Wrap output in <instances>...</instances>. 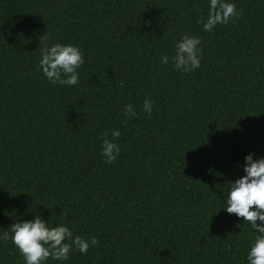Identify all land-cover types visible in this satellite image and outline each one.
<instances>
[{
    "label": "trees",
    "instance_id": "obj_1",
    "mask_svg": "<svg viewBox=\"0 0 264 264\" xmlns=\"http://www.w3.org/2000/svg\"><path fill=\"white\" fill-rule=\"evenodd\" d=\"M231 2L204 31L208 0H0V264H24L3 236L37 215L97 239L44 264H248L250 224L219 208L244 156L264 157V0ZM184 35L189 72L172 61ZM56 42L83 55L77 85L39 68Z\"/></svg>",
    "mask_w": 264,
    "mask_h": 264
},
{
    "label": "clouds",
    "instance_id": "obj_2",
    "mask_svg": "<svg viewBox=\"0 0 264 264\" xmlns=\"http://www.w3.org/2000/svg\"><path fill=\"white\" fill-rule=\"evenodd\" d=\"M236 14V6L231 0H208L207 17L198 22L204 31H211L217 24L227 23ZM199 45V37L181 36L174 44V68L183 72L199 68ZM160 60L167 64L169 57L164 55ZM83 62V55L77 46L56 42L45 44L41 49L39 68L50 83L71 86L79 83L78 69ZM124 110L129 116L136 114L131 104L125 105ZM143 111L151 115L150 99L143 101ZM119 135V129L111 131L112 139L108 138L107 132L103 134L100 151L108 164L113 163L120 153L119 145L114 142V138ZM242 172L243 175L228 183L224 205L219 209L242 217L244 222L250 224L253 239L245 258L248 264H264V157L254 159L252 153L246 154ZM10 232V236L6 232L3 238L11 239L23 257L24 264H44L49 257L55 261H65L73 248L84 253L89 244H97L94 236L88 240L73 236L71 229L64 224L50 227L39 215L31 220L13 223Z\"/></svg>",
    "mask_w": 264,
    "mask_h": 264
}]
</instances>
